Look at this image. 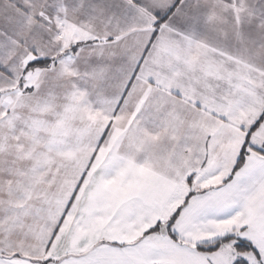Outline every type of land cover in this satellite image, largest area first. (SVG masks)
I'll return each mask as SVG.
<instances>
[{"label": "snow or ice", "instance_id": "1", "mask_svg": "<svg viewBox=\"0 0 264 264\" xmlns=\"http://www.w3.org/2000/svg\"><path fill=\"white\" fill-rule=\"evenodd\" d=\"M0 264H264V0H0Z\"/></svg>", "mask_w": 264, "mask_h": 264}]
</instances>
